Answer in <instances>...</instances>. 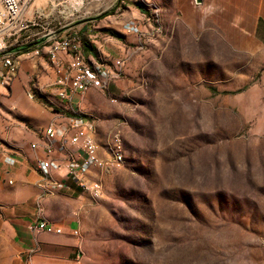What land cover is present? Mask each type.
<instances>
[{
    "label": "rangeland",
    "instance_id": "374dc122",
    "mask_svg": "<svg viewBox=\"0 0 264 264\" xmlns=\"http://www.w3.org/2000/svg\"><path fill=\"white\" fill-rule=\"evenodd\" d=\"M153 4L161 7L163 34L154 31ZM164 6L158 0L28 3L30 37L20 43L77 34L104 65L126 60L119 89L111 83L96 109L82 110L94 112L105 128L102 153L108 137L119 133L125 163L100 177V199H90L77 216L79 248L58 264H264V151L251 132L249 96L263 69L208 66L202 52L189 63L183 54L171 60L156 51L161 34L164 47L174 37L172 30L164 34ZM131 12L139 17L124 28L138 22L142 34L121 29L123 13ZM35 60V72L19 71L10 88L0 86V140L10 147L26 129L21 109H30L36 96L52 114L75 115L53 103L56 75L49 78L47 58ZM22 247L0 232V264H25Z\"/></svg>",
    "mask_w": 264,
    "mask_h": 264
},
{
    "label": "crops",
    "instance_id": "0c3cea01",
    "mask_svg": "<svg viewBox=\"0 0 264 264\" xmlns=\"http://www.w3.org/2000/svg\"><path fill=\"white\" fill-rule=\"evenodd\" d=\"M158 1L167 6H164V34L167 36L172 30L174 37L171 44L164 47L161 32L160 43L156 41L158 44H155L156 51L170 53L171 60H178L176 54H183L182 60L189 63L196 62L198 59L194 54L202 52V61L211 64L208 66L263 69L261 76L252 84L249 96L251 132L256 136L257 148L264 151V0ZM138 11L144 14L142 10ZM131 14L133 16H125L126 13H123L126 20L121 29L125 33H130L124 28L126 22L138 16L136 12ZM26 35L30 37L29 30L22 32L13 41L16 48L21 44L29 45L28 49L49 44V34L32 42L20 43V37ZM83 44L88 51L87 56L98 59L94 48L87 41ZM23 56L25 55L18 58V72L28 68L35 72L36 57L27 61L22 59ZM114 60L111 66L104 65L107 70L117 69ZM55 75L52 70L49 78L53 79ZM121 82V78L112 82L115 90L119 89ZM110 91L109 87L108 92ZM100 92L103 91L92 88L84 96L80 93L71 94L65 106H70L74 113L93 107L96 109L101 102ZM109 94L115 96L114 93ZM33 102L30 109L20 111L26 129L21 132L15 146L10 147L0 140V232L6 231L22 241L25 264H58L72 259L76 254L79 242L72 232L79 228L77 216L88 206L91 198L74 177L60 176L62 186L55 195L46 198L44 215L62 229L61 234L30 230V224L39 219L36 199L40 193L42 176L37 169V162L46 158L41 140L43 132L51 121H64L73 117L62 110L52 114L45 104ZM244 116L248 114L245 113ZM97 129L98 142L101 144L105 128L98 124ZM54 158L65 169V151L57 150ZM93 172L90 170L88 173Z\"/></svg>",
    "mask_w": 264,
    "mask_h": 264
},
{
    "label": "built area",
    "instance_id": "2783aa9c",
    "mask_svg": "<svg viewBox=\"0 0 264 264\" xmlns=\"http://www.w3.org/2000/svg\"><path fill=\"white\" fill-rule=\"evenodd\" d=\"M29 1L0 0V56L4 67V70L0 71V86L10 88L18 74L20 56L29 55L31 58H37L44 55L56 74L53 82V103L58 104V107H66L64 102L74 93L84 96L92 88L108 92L110 84L118 79L123 71L126 60H118L116 70H107L102 62L87 56L82 38L77 34L65 36L49 34V44L45 46L38 45L25 50L22 48L27 46L26 44H21V48L15 47L13 41L30 26V21L25 18ZM153 11L157 23L154 31L160 34L161 7L153 4ZM139 26L136 22H130L127 29L142 34ZM28 97L33 100L35 95L28 93ZM111 101L115 102V99L112 98ZM50 107L52 108L51 105ZM97 126V119L92 113L80 110L64 121H51L44 130L41 140L44 143L46 158L37 162V169L42 176L39 183L40 193L36 199L39 219L30 224V230L61 234L62 229L47 220L44 215L46 198L55 195L62 186L60 176L74 177L83 191L92 200H97L102 194L100 177L120 169L125 163L124 146L119 133H113L108 137L105 151L102 153V146L97 138ZM59 149L66 153L65 169H62L59 160L54 158ZM90 170L97 172L99 177L91 178L88 173ZM72 234L77 236L79 231L74 230Z\"/></svg>",
    "mask_w": 264,
    "mask_h": 264
},
{
    "label": "trees",
    "instance_id": "16d2710c",
    "mask_svg": "<svg viewBox=\"0 0 264 264\" xmlns=\"http://www.w3.org/2000/svg\"><path fill=\"white\" fill-rule=\"evenodd\" d=\"M28 46H29V45L25 46L24 48H22V50L28 49ZM83 47H84V44H83ZM84 51H85V53L88 52L87 49H86L85 47H84ZM36 100H37L38 102H41V103H43V104H45V105L50 106V104L47 102V100H45V98H43L42 96H38V97L36 96Z\"/></svg>",
    "mask_w": 264,
    "mask_h": 264
},
{
    "label": "water",
    "instance_id": "95a60500",
    "mask_svg": "<svg viewBox=\"0 0 264 264\" xmlns=\"http://www.w3.org/2000/svg\"><path fill=\"white\" fill-rule=\"evenodd\" d=\"M201 0H197V2H200Z\"/></svg>",
    "mask_w": 264,
    "mask_h": 264
}]
</instances>
